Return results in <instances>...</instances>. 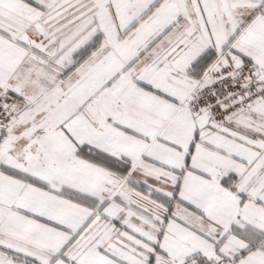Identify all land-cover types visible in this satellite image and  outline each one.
I'll use <instances>...</instances> for the list:
<instances>
[{"label": "snow or ice", "instance_id": "obj_1", "mask_svg": "<svg viewBox=\"0 0 264 264\" xmlns=\"http://www.w3.org/2000/svg\"><path fill=\"white\" fill-rule=\"evenodd\" d=\"M0 264H264V0H0Z\"/></svg>", "mask_w": 264, "mask_h": 264}]
</instances>
